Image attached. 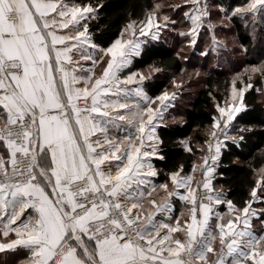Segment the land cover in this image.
Instances as JSON below:
<instances>
[{
  "label": "snow or ice",
  "instance_id": "snow-or-ice-1",
  "mask_svg": "<svg viewBox=\"0 0 264 264\" xmlns=\"http://www.w3.org/2000/svg\"><path fill=\"white\" fill-rule=\"evenodd\" d=\"M104 7L92 0H0V254L7 261L25 250L14 264H264V208L252 207L264 205V168L240 207L214 187L224 156L242 148L257 125L264 133V117L252 116L246 101L250 90L264 95V59L237 73L223 104L215 102L198 149L206 145V154L187 175L181 161L167 172L157 167L171 159L163 130L179 94L154 91L167 65L135 68L169 34L182 41L173 59L184 65L192 62L184 48L205 60L231 51L217 39L213 9L224 20H243L242 56L249 44L264 48V0H246L231 13L209 0H185L171 5L183 13L180 21L159 16L154 4L111 40L91 31ZM183 20L189 23L182 27ZM74 49L92 67L77 68ZM189 75L200 72L193 67ZM172 85L180 89L182 82L174 76ZM172 143L194 153L190 137ZM161 175L166 179L156 183ZM193 183L205 193L198 197ZM173 198L189 206L187 213L173 217ZM225 204L227 213L215 211Z\"/></svg>",
  "mask_w": 264,
  "mask_h": 264
},
{
  "label": "trees",
  "instance_id": "trees-1",
  "mask_svg": "<svg viewBox=\"0 0 264 264\" xmlns=\"http://www.w3.org/2000/svg\"><path fill=\"white\" fill-rule=\"evenodd\" d=\"M158 1L160 2L161 0H92L93 3L98 2L105 5V7L98 17L91 22V31L102 40L114 39L129 19H144L145 13L150 6L158 4ZM212 2L213 0H209L210 4ZM245 2L246 0H215V3L223 4L227 7L229 13L236 7L244 5ZM184 4L182 3L181 5ZM164 10L166 11L167 9L162 8V11ZM228 21L232 25V29L240 43L246 35L243 20L240 17H235ZM187 24H183V26ZM176 51H178L176 45L167 38L166 44L150 47L146 54L135 62V68L147 72L149 69L148 64L152 61H164L165 65H167V70L156 75L154 80L156 85L154 91L157 93L164 88L168 89L170 87L171 79L180 73L181 67L189 66L193 69V67L199 66L204 70L202 86L187 96L183 107L181 105H178L175 109L170 107L165 114L166 117L168 115L169 119H166L168 127L163 130V133L169 141L168 151L171 159L167 166L163 163H157L158 168L167 172L175 161H181L184 165L183 174H189L192 173L193 163H201L200 158L206 154V149L205 151L198 149L205 139L203 130L211 124V117L217 114L215 102L219 101L222 103L224 101L226 91L230 90L232 73L239 70L238 68H240L241 64L228 58L225 63H215L211 66L205 64V59H203V63L193 62L192 60L190 64L184 65L173 59V54ZM190 55H192V59L195 57L193 54ZM261 59H264V48L259 44L255 47L249 44V53L244 56L242 63L247 65L256 64ZM257 79L258 77L253 80L254 84ZM260 86V84H256V87ZM213 97H215V100ZM246 101L252 116L257 119L264 117V98L261 97L260 93L254 89L250 90L246 94ZM174 113L182 117L183 125L171 120L174 117ZM260 127V125H257V132L246 139L242 148H234L224 156L223 177H217L214 180V187L217 189L223 188L227 193L226 197L233 200L238 207L242 206L244 201L249 198L248 193L258 179L257 171L264 167V133L259 130ZM183 137L192 139V143L195 146L193 154L180 150L172 143V141ZM196 174L197 172L194 175ZM164 179L166 177L161 175L158 180L163 181ZM225 208L222 205L221 209L225 210Z\"/></svg>",
  "mask_w": 264,
  "mask_h": 264
},
{
  "label": "rangeland",
  "instance_id": "rangeland-1",
  "mask_svg": "<svg viewBox=\"0 0 264 264\" xmlns=\"http://www.w3.org/2000/svg\"><path fill=\"white\" fill-rule=\"evenodd\" d=\"M179 2H182V1L181 0H161L158 3L160 5V10L158 12V15L159 16L169 15V16L176 18L178 21H180L182 16H183V13H180L179 15H177L176 11H174L173 8L171 7V5H173L174 3H179ZM212 4H217V3H215V0H213ZM162 8L163 9L166 8L167 10L162 11ZM184 10L187 11L188 8L185 6ZM212 19H213V23L218 26L216 29L217 39L219 41H221L222 43L227 44V48L231 49V51L225 50V52H224V50H222L219 57H217L215 55H210L205 60V64L211 66V65H214L215 63H225V61L228 60V58H229V60L230 59L236 60L237 63L241 64V66H240V68H238L239 70L234 71L232 73V78H233L237 73H242L244 68L248 65L245 63H242V61L244 60V56H242L239 52V40L237 39V36H236L235 32L233 31L232 25L230 24V22L228 20L222 19V16L218 12H216L215 9H213ZM186 23H189V21L183 20V23L181 26L183 27V24H186ZM221 24H227L229 27L228 28L220 27L219 25H221ZM202 37H203V41L207 42L209 40L208 32L204 31L202 34ZM168 39L171 43H174L176 45L177 50L180 49L182 41L179 39V37H176L175 35L169 34ZM183 51L187 55L192 54V52L189 48H184ZM193 55L195 56L192 59L193 62L196 61V62L201 63L203 61V59L200 58V56L198 54H193ZM216 60H218V61L216 62ZM186 68L188 70L187 73L182 75L180 72L179 74H177L175 76L178 83L182 82V87L180 89H175L172 85V79H171L170 87L167 89L170 93L172 91H178V93H179L176 100H175L176 105H175L174 109L177 108L178 105L179 106L181 105L183 107L184 101L187 98V96H189L191 94V92H194L195 90H197V88H199L203 84L204 70H202L198 66L196 68L199 70L200 75L199 76L193 75L190 77L189 74L192 73L193 69H191V67H189V66H186ZM148 71H149V69H148ZM254 79H256V77H254L253 80ZM261 97L264 98V95L261 94ZM221 104H223V102ZM173 115L177 120H180L182 118L177 113H174ZM171 120L173 121V118ZM203 135L205 136V132L203 133ZM204 147H205V149L207 148L206 145ZM262 168H264V167H262ZM259 173H260V169L257 171V177H258V179H261ZM193 188H194V184H193ZM252 207L254 209H256L257 211H259L261 208H264V205H261L260 203L256 202V203H253ZM227 212L228 211H226V210L221 211L222 214L227 213Z\"/></svg>",
  "mask_w": 264,
  "mask_h": 264
},
{
  "label": "crops",
  "instance_id": "crops-1",
  "mask_svg": "<svg viewBox=\"0 0 264 264\" xmlns=\"http://www.w3.org/2000/svg\"><path fill=\"white\" fill-rule=\"evenodd\" d=\"M55 2H59V0H55ZM182 3L184 4L185 1H182V2H179V3H174V5H176V4H182ZM56 32H57L58 35H66V34H68V30L67 29H58L57 28L56 29ZM137 36H138V34H137ZM138 38L139 39H144L143 37H139V36H138ZM89 51H91V49H89ZM72 56H73V59L74 60L78 61L77 68L80 65H83L85 68L92 67L91 61L90 60L86 61V60L81 59L80 54L78 52H76L75 49L73 50ZM140 70H142V69H140ZM95 71L97 73H99L100 72L99 67H97ZM129 87H131V86H129ZM166 119L167 120L169 119L168 118V115H167ZM189 174H192V173H189ZM185 175H187V174H185ZM155 182L156 183H159L161 181L156 180ZM173 199L175 201V208H174L173 213H172L173 217L179 216L182 211L185 212V213H187V210H188V207L189 206H186L183 201H180V200H178L176 198H173ZM226 199H228V198L226 197ZM224 206L226 207L225 210L228 211L226 204ZM221 208H222V205L221 206H217L215 208V211L221 213V211H223ZM252 226L256 229V232H257L258 235L259 234H262V232H261V220L260 219L253 218V220H252ZM25 255H26L25 250H20V254L18 256H16V255H9L7 257V261H5L4 255L3 254H0V264H14V261L15 260H17V259H23Z\"/></svg>",
  "mask_w": 264,
  "mask_h": 264
},
{
  "label": "built area",
  "instance_id": "built-area-1",
  "mask_svg": "<svg viewBox=\"0 0 264 264\" xmlns=\"http://www.w3.org/2000/svg\"><path fill=\"white\" fill-rule=\"evenodd\" d=\"M205 23H207V21H205ZM80 106L84 107V104H83L82 101L80 102ZM89 106H90V100H89ZM195 179L196 180L201 179L199 171H197V174L195 175ZM194 188L196 189V194H197L198 197L205 193V190L202 187L197 188L196 184H194Z\"/></svg>",
  "mask_w": 264,
  "mask_h": 264
}]
</instances>
